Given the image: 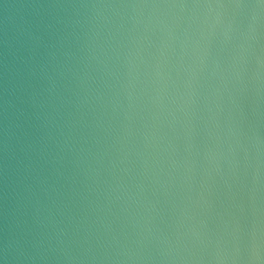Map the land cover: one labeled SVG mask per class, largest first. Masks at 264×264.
Here are the masks:
<instances>
[{
    "label": "water",
    "instance_id": "95a60500",
    "mask_svg": "<svg viewBox=\"0 0 264 264\" xmlns=\"http://www.w3.org/2000/svg\"><path fill=\"white\" fill-rule=\"evenodd\" d=\"M0 264H264V0H0Z\"/></svg>",
    "mask_w": 264,
    "mask_h": 264
}]
</instances>
